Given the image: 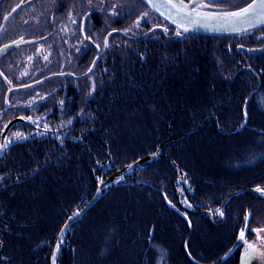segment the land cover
<instances>
[{
    "label": "trees",
    "instance_id": "1",
    "mask_svg": "<svg viewBox=\"0 0 264 264\" xmlns=\"http://www.w3.org/2000/svg\"><path fill=\"white\" fill-rule=\"evenodd\" d=\"M106 1L0 0V25L24 5L12 38L37 43L46 24H70L75 43L68 73L43 56L0 65V136L19 119L0 154V264H50L52 252L53 264H248L264 228V46L245 56L234 36L171 38L163 20L165 34L126 40L125 13L148 7ZM109 31L102 56L75 42L83 32L103 50ZM27 61L34 69L20 72ZM156 152L104 186L55 244L100 182Z\"/></svg>",
    "mask_w": 264,
    "mask_h": 264
},
{
    "label": "water",
    "instance_id": "2",
    "mask_svg": "<svg viewBox=\"0 0 264 264\" xmlns=\"http://www.w3.org/2000/svg\"><path fill=\"white\" fill-rule=\"evenodd\" d=\"M148 9L156 14L159 18L165 22L172 25L177 31L185 33H193L205 36H234L240 35L243 33L251 32L257 28L264 27V4H261L259 0H256V3L252 9L247 13L239 14L240 10L235 11L238 13L236 17L230 15V13H211L206 11H201L194 9L193 5L196 2L208 1V0H196L191 1L187 4H182L176 0H141ZM253 3V2H252ZM251 3V4H252ZM178 5L177 8H174L172 5ZM22 7V5L16 6L12 9L2 20L0 25V34L3 31L4 27L8 21L13 17V15ZM247 8V6L245 7ZM187 29V31H185ZM246 50V49H245ZM247 51L253 52L255 49H248ZM258 51V50H257ZM260 51V50H259ZM94 64V62H93ZM93 64L91 65L88 73L92 70ZM30 84L29 86L33 85ZM22 88H15L12 90H17ZM19 119H14L9 121L3 128L0 136V154L2 153L5 145V135L8 129ZM158 156V152L153 155H150L146 159L132 162L120 172L115 175H111L103 183H99L91 199L79 210L80 215L74 220H69V218L64 222L60 228L57 236L56 242L60 239L63 233L74 223L76 222L84 213L94 205L97 201L101 189L113 182L120 174L125 173L126 171L140 165L143 161L147 159H153ZM99 189V194L98 190ZM68 225V227H66ZM63 229V231H62ZM54 250V248H53ZM50 264H53V252L51 254Z\"/></svg>",
    "mask_w": 264,
    "mask_h": 264
},
{
    "label": "flooded vegetation",
    "instance_id": "3",
    "mask_svg": "<svg viewBox=\"0 0 264 264\" xmlns=\"http://www.w3.org/2000/svg\"><path fill=\"white\" fill-rule=\"evenodd\" d=\"M191 1H196V0H179V2L182 4H187ZM252 2H253V0H208V1L196 2V3H194L193 7H194V9L201 10V11H203L204 9H206V10L209 9V10L214 11V12H232V11H236V10H240L242 8H245L246 6L251 4ZM8 13H5V14H8ZM5 14L3 15V17L5 16ZM9 21L0 34V65L1 66H2V64L4 65V59L8 58V56H11V58H9L8 60L12 59L13 57H15V58L18 57L19 56L18 52L20 49L19 47L22 46L21 48H23V44H24L25 46L29 45V46L25 47L28 49L41 48L40 53L42 54L41 56H43L42 58L47 57V59L44 60V64H47V61L52 60V62H53L52 66H53L55 61H57V62L62 63L61 65L65 69L64 73H68L71 71V69H72V54H73V50H72L73 43L72 42L73 41L71 38L72 33H71V25L70 24L68 26V29H66V28L63 29V28H61V26L56 25V24L53 27L48 26V24H46L45 26H43V28H44L43 32L45 34H43L42 37L37 38V40H38V39H42L44 37L41 41H39L37 43L25 41L21 45V42L23 40L19 42L20 37L12 38L14 36L13 31H12V27H16V25L14 26V24L16 22H13L12 26L9 27L8 26ZM260 28L264 29V27H260ZM260 28H257L255 30L248 32V33H245V34L234 35V37H239V36L243 37L242 42H243L244 47L256 48V47L264 46V43H262L260 45H254L255 43H258L259 40L264 39V30L263 29L258 30ZM32 43H34V44H32ZM6 45H7V47H5ZM17 48H19V49L17 50ZM82 54H83V52H82ZM245 56H250V54L248 52H246ZM80 57H86V56H80ZM35 61H36V63H38L37 71L38 70L40 71V62L38 60H35ZM14 62H16V61H14ZM52 66H48V69H50ZM47 75H48L47 77L53 78L56 75H61V73L58 74L57 72H53V70H52V72L47 71Z\"/></svg>",
    "mask_w": 264,
    "mask_h": 264
},
{
    "label": "rangeland",
    "instance_id": "4",
    "mask_svg": "<svg viewBox=\"0 0 264 264\" xmlns=\"http://www.w3.org/2000/svg\"><path fill=\"white\" fill-rule=\"evenodd\" d=\"M112 0H107L106 1V8L108 7V5L107 4H109L110 2H111ZM135 1V0H134ZM178 2H179V0H177ZM181 2V1H180ZM43 3H46V2H42L41 4L42 5H44ZM137 3V2H136ZM144 4V3H143ZM42 5L40 6V7H42ZM50 5V3H46V6L48 7ZM145 5V4H144ZM139 6V7H138ZM146 6V5H145ZM147 7V6H146ZM135 9H134V19H132V18H128L127 20L125 19V15H126V13H125V15H124V18H123V20L125 21V25L127 26V28L125 29V31H119L120 32V34H122V36L124 37V38H126V40L127 39H129V40H138V39H142V38H144L147 34H149V33H151V32H153V31H159L160 33H162V34H165V24H163V22H162V19L160 18H158V17H156L155 15L154 16H151V15H153L152 14V12H150V10H143L142 8V5H140V4H137L135 7H134ZM202 9V8H201ZM203 11H206V12H211V13H230V12H214V11H211V10H206V9H204ZM236 11H238V10H236ZM4 13V10H3V8H1V10H0V13ZM232 12H235V11H232ZM7 15V14H6ZM5 15V16H6ZM121 15V14H120ZM120 15H119V17H120ZM83 19H85V18H83ZM83 19H82V26H83V23H84V21H83ZM164 21V20H163ZM167 23V22H166ZM169 24V23H168ZM172 26V25H171ZM141 31H142V33H141ZM172 32V33H171ZM171 32H169V34L170 35H167L166 34V36H169V37H171V38H174L176 35H177V33L178 32H181V31H177L175 28H173L172 30H171ZM108 33V32H107ZM113 33V31H109V33L108 34H106V36H105V38H104V42H103V46L105 45V39H107L108 40V37H109V35L110 34H112ZM134 33L137 35V34H140V36L138 35V36H136V37H134ZM81 34V36H78V40H76L75 42H76V44L77 45H83L82 46V50H83V52L85 51V49H86V47H84V45L86 44V45H88L89 44V46L91 45L92 46V48L95 50L94 51V55H92V56H102L103 55V53H104V51L108 48V41H107V47H103V50L100 48V46H99V42L98 43H96V45H95V43H94V41H92V40H90L89 38H86L85 37V34L83 33V32H81L80 33ZM243 34H245V33H243ZM241 35V34H240ZM79 37H80V39H79ZM242 38L243 37H241V36H239V37H233V40H232V42L234 43L233 45H237V48H241V49H243V50H245V52H248V53H252V52H249V51H247L248 49H255L256 51H253V52H257V50L259 51V50H262V48H248V47H243L242 45H243V42H242ZM87 41H88V44H87ZM122 41V40H121ZM126 41H122V45H124L123 43H125ZM24 43V42H23ZM23 43H21V45L23 44ZM74 45H75V43L74 42H72ZM26 46H29V45H26ZM22 46H20L19 48H21ZM19 48H17V50L19 49ZM21 50L19 49V56H41L42 54L40 53V51H41V48H36L35 49V53H31V54H28L27 52H26V50H23V51H21ZM79 51V50H78ZM77 51V52H78ZM95 52H98L96 55H95ZM241 53H243V52H241ZM88 54V53H87ZM80 55V54H79ZM78 55V56H79ZM88 56H91L90 54H88ZM31 58V57H30ZM30 58H28V60L30 59ZM34 67H35V61H33V62H31V61H27L26 62V66H24V68H22V70L20 71V72H22V71H26V70H29V71H32V69H34ZM7 96V95H6ZM4 128V127H3ZM3 130V129H2ZM261 229H264L263 227L262 228H259V229H256V230H261ZM255 230V233H257L256 234V236L255 237H253V240H251V242H248L247 243V245H246V247H245V249H246V253H248L249 252V249H248V245L249 244H252V245H254L255 246V249H256V251H254V252H251L250 254H248V255H246V261L248 262V264H264V231H259V232H257ZM257 235H259L260 237H261V239H257Z\"/></svg>",
    "mask_w": 264,
    "mask_h": 264
},
{
    "label": "snow or ice",
    "instance_id": "5",
    "mask_svg": "<svg viewBox=\"0 0 264 264\" xmlns=\"http://www.w3.org/2000/svg\"><path fill=\"white\" fill-rule=\"evenodd\" d=\"M89 2H90V0H89ZM259 2H260L261 4H264V0H259ZM255 3H256V0H253V3H252V4H249V5L247 6V8H242V9H240V13H239V14L247 13L250 9H252V8L254 7ZM172 6H173L174 8H177V7H178V5H175V4H173ZM89 14H90V13H86V15H89ZM230 15L233 16V17H236V16L238 15V13H236V12H232V13H230ZM73 23H75V21H73ZM165 31H166V29H165ZM185 31H187V29H185ZM177 34L179 35V33H177ZM104 46L107 47V39H105V45H104ZM5 47H7V45H6ZM45 59H47V57H45ZM6 103H7V101H6ZM29 119H30V118H29ZM241 127H243V125H242ZM16 138H17V139L21 138V136H20L19 133L16 134ZM101 183H103V181H102ZM97 191H98V194H99V189H98ZM256 191L260 192V191H264V190L257 188ZM79 215H80V212L78 211V212L74 213L73 216L69 217V220H74V219L78 218ZM221 215H223V213H221ZM247 219H248V217L246 216V217H245V220L247 221ZM66 227H68V225H66ZM246 227H247V225H245V228H246ZM62 231H63V229H62ZM256 231H257V232H259V231H264V229L256 230ZM238 239H239L240 241H245V243H247V241L245 240V230H244V229L241 230ZM257 239L259 240V239H261V237H260L259 235H257ZM248 249H249V252L246 253L245 255H248V254H250L251 252L256 251L255 246L252 245V244H249V245H248ZM54 259H55V257H54ZM241 264H245V261H244L243 258H242Z\"/></svg>",
    "mask_w": 264,
    "mask_h": 264
}]
</instances>
